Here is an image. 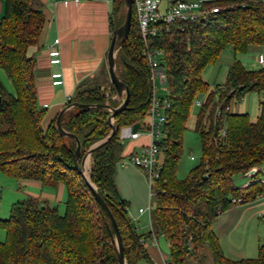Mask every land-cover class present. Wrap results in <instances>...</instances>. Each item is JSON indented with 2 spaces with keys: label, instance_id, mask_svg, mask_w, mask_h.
<instances>
[{
  "label": "trees",
  "instance_id": "obj_1",
  "mask_svg": "<svg viewBox=\"0 0 264 264\" xmlns=\"http://www.w3.org/2000/svg\"><path fill=\"white\" fill-rule=\"evenodd\" d=\"M2 1L0 69L13 91L0 79V173L50 188L63 185L67 199L63 215L31 196L13 203L8 218L0 220L6 236L0 243V264H119L111 223L74 168L76 139L80 144L78 166L88 150L103 141L89 156L90 183L116 221L126 264L146 260L126 203L114 184L122 151L120 129L135 124L138 130L144 129L150 97L149 73L133 7L129 35L115 53V73L128 87L129 104L110 122L107 107L116 108L120 103L111 101L115 90L109 75L102 71L80 84L64 104L61 127L73 136L69 137L58 133V115L43 129L45 109L37 104L35 62L27 56L28 49L38 44L44 26L42 3ZM218 5L223 8L207 23L174 24L154 42L164 50L169 108L164 111L160 142L164 159L153 185L150 215L152 233L168 245V264H205V250L214 264H264V245L254 259H225L211 231L215 220L234 207L231 199H242L245 204L264 192L260 174L255 177L257 182L245 189L233 184L234 176L264 165V101L255 122L246 114L229 112L232 101L263 91L264 68L247 71L234 60L216 92L201 77L227 46L234 56L264 46V0H220ZM124 18L125 13L116 29ZM203 94L205 101L194 124L202 161L179 181L175 174L184 127L193 104ZM72 104L81 107H69ZM113 128V135L106 140Z\"/></svg>",
  "mask_w": 264,
  "mask_h": 264
},
{
  "label": "crops",
  "instance_id": "obj_2",
  "mask_svg": "<svg viewBox=\"0 0 264 264\" xmlns=\"http://www.w3.org/2000/svg\"><path fill=\"white\" fill-rule=\"evenodd\" d=\"M39 1L43 6L45 22L38 44L28 49L27 56L35 62L34 78L37 104L41 108L46 106L43 108L45 115L42 120V127L46 130L80 84L97 77L102 71L108 74L106 56L113 32L124 17L125 5L123 0L82 1L77 5L69 4L68 6L62 5V0ZM3 12L4 3L0 0V19ZM55 40L59 41L57 47L61 53V62L58 66H50L47 47L52 45ZM249 51L254 52L257 56L259 53H264V46L261 48L252 47ZM241 65L246 70L244 65ZM258 69L257 65L254 70ZM54 72L62 74L63 84L61 86H52L51 74ZM263 97L261 100L256 98L257 109H253L251 116L244 97L242 98L243 102L230 105L229 112L237 115L246 114L251 122H255ZM114 100L119 101L117 96ZM139 131L140 136L137 139L125 140L122 143V151L116 163L114 184L119 198L126 203L127 216L140 240L147 239L152 230L151 215L147 212L141 214L138 212L139 209H145L143 206L147 189L149 198V185H147L148 180L145 173L127 161L131 154L139 153L142 147L149 143L145 123L144 129ZM86 159V165L89 166L90 159L89 157ZM255 168L260 174L258 179L264 182V165ZM242 175L244 182L241 184L243 185L237 188L244 187L252 180L249 173ZM16 182L23 186L22 195L41 199L49 207L56 208L59 215L63 214L67 199L66 189L63 185L50 188L32 180ZM148 201L150 203V198ZM263 215L264 197H260L252 202L234 206L215 220L211 225V231L216 237L225 259L241 261L256 258L252 255L257 253L260 246L264 245ZM7 218L0 217V220ZM160 239L164 241L162 237H157L156 245L147 240L142 246L147 259L140 260L137 264H168V245L164 241L165 250L163 245L162 247L159 245Z\"/></svg>",
  "mask_w": 264,
  "mask_h": 264
},
{
  "label": "built area",
  "instance_id": "obj_3",
  "mask_svg": "<svg viewBox=\"0 0 264 264\" xmlns=\"http://www.w3.org/2000/svg\"><path fill=\"white\" fill-rule=\"evenodd\" d=\"M82 1H96V0H62L64 6L69 4L77 5ZM220 0H132V7L136 15V22L138 26L139 36L143 47V58L146 63L149 73L150 83V97L147 109L146 118L148 122L145 124V131L149 138V143L142 147L141 151L136 154H131L128 157V162L138 169H141L148 180L149 198L153 197V185L157 180L161 167L162 151L160 149V142L163 138V127L166 122L164 111L169 108L167 100H159L156 98V83L159 84L161 90L167 89V75L162 65V58L164 50L155 46V40L163 33L170 30L174 24L182 23H199L205 24L217 14L222 7L218 5ZM58 40L53 41L48 48V59L50 66H58L61 62V53L57 47ZM256 63L259 68H264V53H259L256 56ZM52 86L57 87L63 84L62 74L54 72L51 74ZM264 101V97H263ZM195 104L200 107L201 102L195 101ZM46 108V106H43ZM216 115H219L217 111ZM224 134V132H222ZM140 136V131L132 132V126L123 127L119 132V139L121 143L125 140H134ZM193 160V157H190ZM259 171L256 168L250 169L249 173L251 181L248 182L242 189L257 182L255 179ZM264 185V182L260 180ZM264 197V192L256 199ZM231 205L237 206L243 204L242 199H231ZM138 212L151 213V208L148 205L147 209H139ZM264 222V215L262 216ZM157 237L152 233V230L147 239H140L139 243L143 246L147 240L156 245ZM166 264V263H165Z\"/></svg>",
  "mask_w": 264,
  "mask_h": 264
},
{
  "label": "rangeland",
  "instance_id": "obj_4",
  "mask_svg": "<svg viewBox=\"0 0 264 264\" xmlns=\"http://www.w3.org/2000/svg\"><path fill=\"white\" fill-rule=\"evenodd\" d=\"M255 58H256L255 53L250 52V51H248L245 54L234 56L231 47L227 46L220 54L219 59L214 64H211L204 69L201 77L203 81L208 84L210 89H212L213 92H216L215 87L224 84L226 73L228 69L230 68L231 63H233L234 60L239 61L240 64H243L246 70L249 71V70H254V68L257 67ZM0 79L2 83L6 86V88L10 92H12L13 91L12 86L9 80L7 79L5 73L1 69H0ZM155 87H156V98L159 100H165L167 97V89L165 91L161 90V87L159 86L158 83H156ZM263 96H264V89L260 93H248L246 96H244L243 99H244V102L248 104V107H249L248 112L250 116L253 114V109L256 108V105H255L256 98L258 97L261 100ZM114 99H116L115 93L111 97V101H114ZM243 99H241V101L234 100L231 102L230 105L243 102ZM198 101L203 103L205 101V95L203 94V95L198 96ZM251 104H252V107H251ZM199 109L200 108L194 103L192 110L190 112L189 119L186 122V125L184 127L185 130L182 135L181 155L177 163L176 174H175L176 180H179V181L186 179L189 173L193 169H195L202 161L201 143H200L198 134L194 131V124L196 121V117L199 113ZM145 119L146 120H144L143 123L146 124L148 122V118H145ZM190 157H193V160H190ZM89 159H90L89 166L86 165L87 159H85L83 162L84 174L87 180H89L90 168H91V163H92L90 157ZM161 159L162 161L164 159L163 152L161 155ZM242 176H243L242 174H239L233 177V184L235 187H240L241 185H243L241 184L242 182H244V178ZM23 190H24L23 186L18 184L16 180L7 178L6 176L0 173V217H3V218L8 217L12 203H15L16 201H20L26 198L25 195H22ZM148 200L149 198H148V189H147L146 194H145V205L143 206L145 207V210L147 209V205L149 203ZM149 206L152 210L153 208L152 199L149 203ZM63 214H60V215H63ZM5 238H6L5 231L2 228H0V243H3L5 241ZM163 243L164 241L160 239L159 245L161 247ZM163 246H164V249L166 250L165 244ZM256 255L257 253H255L252 256L256 257ZM204 258H205L204 259L205 264H214L212 262L211 254L208 250L204 251Z\"/></svg>",
  "mask_w": 264,
  "mask_h": 264
},
{
  "label": "water",
  "instance_id": "obj_5",
  "mask_svg": "<svg viewBox=\"0 0 264 264\" xmlns=\"http://www.w3.org/2000/svg\"><path fill=\"white\" fill-rule=\"evenodd\" d=\"M123 2L125 5L124 22L118 29L114 30L113 36H112V39L110 42V46H109V49L107 52V56H106L108 75H109L110 81L113 85V88L115 90V94L120 101V104L116 108H109V107L105 106L108 108V110L111 113V115L109 117L110 122L112 121L114 116H116V114L124 111L127 108L128 104H129V99H130V94H129V90H128L127 85L124 84L119 79L117 74L115 73V53L122 46V44L126 41L128 35H129V32H130V27H131L132 0H123ZM69 107H81V106L76 105V104H72ZM65 110L66 109L61 110L59 112L57 118H56V123H55L56 129L61 136L73 137L72 135L65 133V131L61 127V119H62V116H63ZM114 130H115V128H113L111 134L107 137L106 140L111 138V136L114 133ZM137 130H138V124L133 125L132 126V132H136ZM102 143H103V141L94 145L93 147H91L88 150L85 157L83 158L81 165L78 166L77 161L79 158L80 144H79V141L76 139V145L77 146H76V151H75V155H74V168L82 175L84 181L89 185L97 204L102 209V211L105 213V215L107 216V218L109 219V221L111 223V226H112V229L114 232V242H115V249H116V253H117L118 263L119 264H126L125 259H124V253H123L122 240H121L120 232H119L118 226L116 224V221H115L113 215L111 214L110 210L108 209L107 205L103 201L102 197L96 192L95 187L90 183L89 180L86 179L85 174H84V165H83L84 160L86 158H88L90 156L91 152L94 149H96L97 147H99Z\"/></svg>",
  "mask_w": 264,
  "mask_h": 264
},
{
  "label": "bare ground",
  "instance_id": "obj_6",
  "mask_svg": "<svg viewBox=\"0 0 264 264\" xmlns=\"http://www.w3.org/2000/svg\"><path fill=\"white\" fill-rule=\"evenodd\" d=\"M88 168V167H87Z\"/></svg>",
  "mask_w": 264,
  "mask_h": 264
}]
</instances>
